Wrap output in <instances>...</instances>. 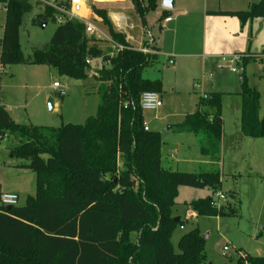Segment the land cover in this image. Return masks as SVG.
I'll return each mask as SVG.
<instances>
[{
    "label": "trees",
    "instance_id": "trees-1",
    "mask_svg": "<svg viewBox=\"0 0 264 264\" xmlns=\"http://www.w3.org/2000/svg\"><path fill=\"white\" fill-rule=\"evenodd\" d=\"M147 26L146 16L158 0H128ZM5 6L4 33L0 38V63L46 65L59 76L85 80L88 60L102 58L105 65L95 76L99 97L95 115L84 124L22 125L0 106V140L12 135L10 151L19 165L36 172V194L25 204L0 205V254L8 264H207L205 237L198 227L186 232L176 251L173 235L188 219L177 221L174 207L182 186L222 189L215 172H181L162 164L164 135L147 130L140 99L144 92H163L160 79L143 76L158 60L155 53L135 49L125 34L115 30L106 9L93 6L108 27L110 38L123 49L102 47L103 40L88 36L86 23L45 5L33 24L62 20L49 44L33 50L26 59L20 42L31 0H0ZM59 6L69 9L70 0ZM164 10L160 21L168 17ZM246 22L264 18V0L248 10L225 12ZM145 46H150L148 43ZM245 59L244 67L250 62ZM241 134L264 138L261 93L251 86L245 71L241 82ZM60 98H62L60 96ZM192 133L201 153L217 162L224 137L223 93L201 97L195 112L173 127ZM122 161V163H121ZM235 197L234 193H232ZM200 216H223L213 196L186 204ZM2 258V257H0ZM237 264H264V256L239 255Z\"/></svg>",
    "mask_w": 264,
    "mask_h": 264
},
{
    "label": "rangeland",
    "instance_id": "rangeland-1",
    "mask_svg": "<svg viewBox=\"0 0 264 264\" xmlns=\"http://www.w3.org/2000/svg\"><path fill=\"white\" fill-rule=\"evenodd\" d=\"M189 1L191 0H175L173 13H176L178 7H186ZM31 2L34 8L25 16L20 32L21 47L26 59L31 58L34 49H41L49 44L59 24L57 20H48L43 26L33 24V18L41 14L43 9L37 4V0H31ZM62 2L64 3V1ZM96 2H93V5L99 9L121 12L124 20L121 23L115 20V25L112 23L116 31L125 34L126 37H131L129 40L133 47H139L141 43L143 46L149 43V40L144 41L147 27L152 30L154 36H159L158 9L147 14V26L144 27L130 1ZM159 2L162 4L163 0H159ZM5 16L6 11L0 8V36L3 33ZM92 22L98 30L94 36L104 41L102 47L104 49L112 47L111 41L104 38V36H110L108 27L102 21L94 18H92ZM166 42H172V37H168ZM146 48L150 49L149 46ZM259 55L261 56L252 59L245 67L244 62L241 63L238 73L222 70L217 74L226 81L224 88L228 90L227 93H223L226 136L222 144L220 161L215 162L210 157L202 155L199 139L193 134L168 135L167 140L165 139L168 144L165 143L163 146V167L168 170L197 173L219 171L221 173L222 189L220 192L209 188L182 186L173 209L175 216L182 217L183 220L188 219L186 225L178 227L173 235L172 241L176 251H179L180 238L186 232L198 227L206 240L207 264H237V257L245 256V253L264 256V138L240 136L241 78L244 71L249 84L261 93L260 114L264 115V54L259 53ZM33 65L28 63L7 66L8 72H2L0 77V97L7 100L9 105H13L12 112L16 122L22 125L59 128L65 124H84L89 116L96 114L99 104V97L95 93V88L98 86L96 77L89 76L85 80L61 77L55 69L46 65L40 68L36 67V69H43L40 76L39 72L36 75L31 74ZM171 69L164 58L160 57V61L145 71V75L151 78H164L170 86L175 84V81H179L178 84L180 83L185 88L184 90L193 87L191 84L194 79L191 82L188 81L192 76L197 85L202 82L203 71H201L202 73L198 72L195 65L187 69L185 73H181L178 80L174 75L171 76V73L166 74L171 72ZM212 75L214 76V74ZM39 80L41 81L40 86H42L40 90L38 84H36L37 88L32 86ZM55 80H59L65 85L69 94L60 98L62 107L58 111H51L45 99L47 93L54 95L51 85ZM207 81L212 80L207 78ZM199 91L198 89L197 92L199 93ZM194 95L197 93L185 91L183 95H179L180 97L168 98L167 96L166 105L171 107L172 113H178L183 109L184 104L191 101L193 97L195 98ZM70 96H72L71 101L66 103L65 100ZM26 100L28 106L25 108ZM152 126V130H163L166 127V125L158 123H154ZM11 136H5L0 140V183L3 189L20 192L19 204L23 205L28 195L36 194V172L19 166L22 160L14 157L10 151ZM176 150H179L177 154L179 159L187 152L193 157V161L190 163L182 159L175 164L168 163L169 155L172 152H175V155ZM220 193L225 196L224 199L219 200ZM209 196L214 197L215 202L219 203L220 209H228V213L223 216L191 218L188 215L189 208L186 204ZM0 257H2L0 264H8L2 254Z\"/></svg>",
    "mask_w": 264,
    "mask_h": 264
},
{
    "label": "crops",
    "instance_id": "crops-1",
    "mask_svg": "<svg viewBox=\"0 0 264 264\" xmlns=\"http://www.w3.org/2000/svg\"><path fill=\"white\" fill-rule=\"evenodd\" d=\"M62 1L65 0H37V4L40 5V7L44 11L45 5H50L55 8L56 6H59L60 2ZM96 1L98 0H84L83 2L84 9L82 15L86 17V19L90 22H92V18L98 21H102V19L98 15H96L92 9V7L94 6L93 2ZM259 1L260 0H191L189 1V3L186 4V7L176 8L177 9L176 13H173L172 11L173 8L169 10L170 14L168 17H172V19L171 21L167 22L166 25L162 26V21L164 19L160 21V17L163 11L166 9L162 7V4L158 0L157 25L160 28L159 36L158 37L154 36L152 30H149L147 27L146 32L144 31L145 32L144 41L149 40L148 44L150 45L149 46L150 49H153L152 50L153 53H155L158 56L157 62L160 61V57H163L164 60L167 62L168 66L172 68L170 70L171 72H168L166 74L169 75V73H171V76L174 75L175 79L178 80L181 73L182 74L185 73L187 69H189L190 67L192 68L195 65L196 70H198V72L203 71V77H202V82L197 85L195 82V78H193L192 76L188 81L191 82L194 79V82L191 84L193 85V87L191 88L188 87V90H184L185 88H183V86L180 83L178 84L179 81H175V84H171L170 86L168 85L167 81H165L164 78L147 77L145 75V71H147L152 67L147 68L143 73L144 78L151 80L160 79L163 82V92L161 93L163 99L162 107L157 111H144L145 126L148 127L149 130L153 129L152 125L154 123L156 124L158 123L163 126L166 125L165 129L157 130L163 133L164 140L166 139V137H168V135L192 134V133H176L174 132L173 127L182 123L188 114L196 111L201 97L207 95L210 92H215V91L222 92L224 94L227 93L228 90H225L226 88H224L226 81L222 79L221 76L219 77L217 74L222 70H227V71H232V70L219 67L221 63L220 56L223 54H235V53L236 54L248 53V54H257V55L259 53L264 54V18L249 19L246 22H242V20L237 16L225 14V12L248 10L253 4L258 3ZM107 3H115V2H107ZM4 10L6 11V9ZM106 10L108 11V15L111 21L114 23V25H115V19L113 15L116 14L120 16L119 19L117 20L119 23H121L122 20H124L122 18L123 16L120 11H113L108 9ZM62 19L63 18L60 17L58 18L57 21L60 23ZM2 31L4 33V26ZM3 33L1 34L0 38L3 36ZM168 37H172V42H166V39ZM104 38H110V36L109 37L104 36ZM129 39H131L130 36L127 37V40L130 42ZM140 43L141 41L139 42V44ZM142 47H146V46H143V43H141V46L134 48L140 50V48ZM0 56H1V46H0ZM171 61H173V63H171ZM104 65L105 63L102 58L92 60L91 71L89 72V75L95 77L98 74V71L104 67ZM43 66L45 65H33L31 74L36 75V73L39 72L41 76V72L43 71V69L41 70L36 69V67L40 68ZM2 72L7 73L8 71H7V67H3L0 63V77L3 74ZM212 74H214V76ZM207 78H209L212 81L208 82ZM57 81L59 80H55L51 85V90L53 91L54 95L47 93L45 99L48 102L51 111H58L60 107H62V103H61L62 99H60V96L53 88L54 83ZM33 84L32 86L36 88H37L36 84H38L39 90L42 89V86H40L41 85L40 80L39 82ZM198 89L200 90L199 93L197 92ZM185 91H191V92L193 91L196 92L197 95H194L195 98L193 97L191 101H189L187 104H184L183 109H181L180 112L172 113L171 107L169 108L167 107L168 105H166L167 96L168 98L180 97L179 95H183ZM68 94L69 93L67 90V95ZM71 99L72 96H70L68 99L65 100L66 103H69ZM0 106H4L9 111L13 120L16 122V119L12 112L13 105H9L7 100L0 97ZM26 106H28L27 100L25 101V108ZM223 119H224V137H223V141H224V138L226 136L224 115H223ZM240 136L242 137L243 135L241 134ZM166 140L165 143L168 144ZM178 151L179 150H176L175 155H174L175 152H172V154L169 155L170 159H168L169 160L167 161L168 163L170 162V164H175L182 159H184L183 161L186 162L189 161L190 163L193 161V157L189 155V153L187 152L183 154L182 158L179 159V157L177 156ZM162 164H163V149H162ZM0 187L3 191L17 193L19 197L21 196L20 192L16 190L3 189L1 183H0ZM188 215H192L191 218L197 217L196 212H194L191 209H189Z\"/></svg>",
    "mask_w": 264,
    "mask_h": 264
},
{
    "label": "built area",
    "instance_id": "built-area-1",
    "mask_svg": "<svg viewBox=\"0 0 264 264\" xmlns=\"http://www.w3.org/2000/svg\"><path fill=\"white\" fill-rule=\"evenodd\" d=\"M71 6L69 9H66L63 6H56L55 8L58 9L60 12L65 13L67 15H70V17H74L77 19H80L82 21H84L86 23V32L88 36H94L95 34H97V28L94 25L93 22H90L86 19V17H84L82 15L83 13V9H84V5L83 2L84 0H71ZM0 8L1 9H5V6L0 4ZM172 17H166L163 21H162V26L166 25L167 22L171 21ZM111 43H112V47L114 49H123L124 46L115 43L111 38H108ZM141 51L145 52V53H153V51H151L150 49L146 48V47H142L140 48ZM261 55H257V54H248V53H238V54H223L220 56L221 59V63L219 65L220 68H227L230 69L232 71L238 72L239 66L241 63H243L245 61V59L250 58V59H256L257 57H259ZM87 63L89 65L92 64V60H88ZM171 63H173V61H171ZM54 90L58 93L59 96L64 97L67 95V89L66 87L59 81L55 82L53 85ZM206 97V95H205ZM140 105L141 108L143 109V111H157L159 110L162 105H163V99L160 93L158 92H154V91H147L144 92L141 96L140 99ZM148 130V127H145ZM224 195L220 193V199H224ZM19 200L20 197L17 193H13V192H7V191H3L0 187V203L1 205L4 206H16L19 204ZM218 201V200H217ZM216 206H219L218 202H215ZM190 217H192V215H190ZM225 249H228L227 247H225Z\"/></svg>",
    "mask_w": 264,
    "mask_h": 264
},
{
    "label": "water",
    "instance_id": "water-1",
    "mask_svg": "<svg viewBox=\"0 0 264 264\" xmlns=\"http://www.w3.org/2000/svg\"><path fill=\"white\" fill-rule=\"evenodd\" d=\"M98 1H104V2H116L119 0H98ZM175 0H163L162 7L166 10H171L174 6ZM11 206H6V209H10ZM176 220H179V217L176 218Z\"/></svg>",
    "mask_w": 264,
    "mask_h": 264
},
{
    "label": "bare ground",
    "instance_id": "bare-ground-1",
    "mask_svg": "<svg viewBox=\"0 0 264 264\" xmlns=\"http://www.w3.org/2000/svg\"><path fill=\"white\" fill-rule=\"evenodd\" d=\"M113 16H114V19H115V20H118V19H119V17H120L119 15H116V14H115V15H113Z\"/></svg>",
    "mask_w": 264,
    "mask_h": 264
}]
</instances>
